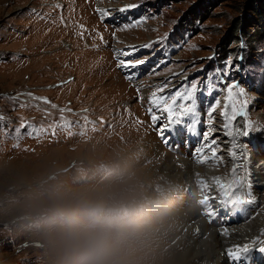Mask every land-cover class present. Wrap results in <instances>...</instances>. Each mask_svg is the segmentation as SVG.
<instances>
[{"label": "rangeland", "instance_id": "374dc122", "mask_svg": "<svg viewBox=\"0 0 264 264\" xmlns=\"http://www.w3.org/2000/svg\"><path fill=\"white\" fill-rule=\"evenodd\" d=\"M256 1L0 0V264H61L52 230L60 222L57 213L72 202L66 199L69 188H94L97 175L111 182L127 176L114 168L113 176L109 169L100 171L94 157L86 158L96 150L103 154L102 147L115 143L124 129L146 132L177 156L210 143L204 154L221 162L230 147L219 138L228 130L224 125L235 126L243 117L223 115L232 81L245 91L235 89L237 103L247 101L244 116L252 128L243 139L237 186L224 189L259 198L256 207L264 208V184L256 192V179L243 170L244 163L252 167L264 160V19L258 24L250 18L257 16ZM127 6L125 16L113 17ZM25 42L29 47L18 48ZM135 60L142 65L132 76L125 65ZM219 60L229 78L223 85ZM187 92L193 93L191 103L199 101L202 136L177 152L168 144L170 131L161 128V108L177 101L176 115H182L192 106L184 103ZM137 158L138 166L150 160ZM26 159L33 161L32 178L17 179ZM228 169L222 165L219 171ZM259 242L264 245V238Z\"/></svg>", "mask_w": 264, "mask_h": 264}, {"label": "bare ground", "instance_id": "6f19581e", "mask_svg": "<svg viewBox=\"0 0 264 264\" xmlns=\"http://www.w3.org/2000/svg\"><path fill=\"white\" fill-rule=\"evenodd\" d=\"M128 8L129 6L120 8L122 12H112L113 17L121 19L126 15V11L123 10ZM81 10L82 8L79 6V11ZM79 14L82 16V11ZM88 14L86 13V16ZM83 18L85 17L83 16ZM28 45L27 42L21 43L18 48L23 50L29 47ZM139 65H142L140 61L132 62L129 67L132 70V76L137 75ZM19 75L20 73L16 77H20ZM0 79H3L1 73ZM135 84H138L144 92H149L139 83ZM148 95L149 93L145 97ZM246 117H239L235 126L222 131L219 138L230 147L226 151L225 158L218 163H215L217 161L212 157L204 154V149L210 144L209 142L208 145L200 143L188 157L177 156L158 144L156 140L151 139V136H148L146 132L133 133L128 130L129 128L119 133L118 138L114 139L115 143H111L110 140V145L102 147L104 148L103 154H98L100 150H96L94 155L92 152L87 154L86 158L94 157L92 159L97 162L100 171L101 168L104 170L114 168L124 176L127 175L119 181H126L132 186L134 200L131 206L143 220L141 223L139 222L141 229L135 242L138 255L143 257L141 264H163L164 260L168 264H233L230 261V252H236L238 249L244 251L246 247L264 238V208L256 207L254 209L249 205L250 213L253 214H250L249 218L237 223L221 225L209 223L207 221L209 215L203 212V206L206 205L204 201L213 199L215 200L213 204L218 208L221 206L220 201H223L227 196V191H223L224 187L237 186L234 181L235 170L240 160L245 158L244 137L228 135L227 132L238 133L244 128H249L250 131L252 124L246 120ZM134 119L141 123V118L138 116ZM165 119L161 128H165L164 132L169 130L171 138L174 140L167 114ZM131 121L136 122L135 120ZM177 125L179 124L177 123ZM113 137L115 138L116 135ZM124 142L127 145H124ZM138 156L150 160L144 165L138 166L136 161ZM27 160L20 162L21 170L16 175L17 179L32 178L30 172L33 161ZM15 163L19 166V158L15 159ZM227 164L229 165L228 171L220 172V167L227 166ZM116 170L109 169V172L113 176ZM243 170L248 172L249 178L256 179L253 180L254 190L259 191L260 185L264 184V160L259 165L252 167H246L244 163ZM97 177L94 188L81 186L79 189L78 186L75 191H72L74 188H69V194L66 197L68 201H66L73 200L74 194L88 193L115 182L104 181L100 175ZM94 180L96 181V178ZM116 182L118 181L116 180ZM258 199L253 201L255 205L258 203ZM223 214L227 215L226 212ZM254 248L258 250L259 246L255 245Z\"/></svg>", "mask_w": 264, "mask_h": 264}, {"label": "clouds", "instance_id": "9594fccd", "mask_svg": "<svg viewBox=\"0 0 264 264\" xmlns=\"http://www.w3.org/2000/svg\"><path fill=\"white\" fill-rule=\"evenodd\" d=\"M133 200L134 190L126 181L74 194L72 202L58 211L60 222L52 226L59 239L61 264H141L143 257L135 243L141 224Z\"/></svg>", "mask_w": 264, "mask_h": 264}, {"label": "snow or ice", "instance_id": "6c2138e0", "mask_svg": "<svg viewBox=\"0 0 264 264\" xmlns=\"http://www.w3.org/2000/svg\"><path fill=\"white\" fill-rule=\"evenodd\" d=\"M125 66H131V65H125ZM226 67H227V65H226ZM238 87H239L238 85L234 84V85L229 86L227 88L228 96H227V101H226L225 112L223 113V115L226 119L234 120L236 118V113L233 112L232 116H229L228 110L233 109L237 106L238 93L235 91V89H237ZM243 93H244V90L242 88L239 89V94L242 95ZM29 95H31V94H29ZM37 99H39V98H37ZM245 103H247V101H245ZM216 104L219 105L220 101H216ZM240 106H243V105H240ZM158 107H160V105H158ZM161 110L167 114L168 119H169V124L179 122V118L176 115L178 109L174 103L168 104L167 101L163 102V107L161 108ZM192 111L193 110L191 108H186L183 110V113H191ZM152 119L158 120L159 116L153 115ZM167 127H168V125H167ZM224 128L225 129H231L232 125L225 123ZM28 132H31V131H28ZM227 134L228 135H241L243 137H248L250 135V131H249V128H244V130L241 132L233 133L232 131H228ZM261 250L264 251V248H262ZM242 253L243 252L238 249L236 252H230L229 256L233 261H237L241 258Z\"/></svg>", "mask_w": 264, "mask_h": 264}, {"label": "trees", "instance_id": "16d2710c", "mask_svg": "<svg viewBox=\"0 0 264 264\" xmlns=\"http://www.w3.org/2000/svg\"><path fill=\"white\" fill-rule=\"evenodd\" d=\"M253 9L255 11H257V16L250 17V18L257 19V23L259 24V18H263L264 19V0H257L256 1V4H255V6H254ZM242 59H243V57H242ZM217 64H219L220 66H222L220 60L217 62Z\"/></svg>", "mask_w": 264, "mask_h": 264}, {"label": "built area", "instance_id": "2783aa9c", "mask_svg": "<svg viewBox=\"0 0 264 264\" xmlns=\"http://www.w3.org/2000/svg\"><path fill=\"white\" fill-rule=\"evenodd\" d=\"M199 94L201 95V94H202V92H200V91H199ZM238 96H239V95H238Z\"/></svg>", "mask_w": 264, "mask_h": 264}]
</instances>
